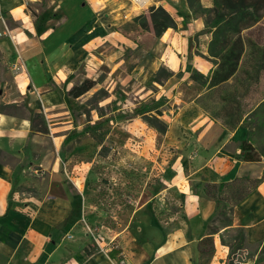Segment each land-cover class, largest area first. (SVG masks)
Masks as SVG:
<instances>
[{"label":"crops","instance_id":"crops-1","mask_svg":"<svg viewBox=\"0 0 264 264\" xmlns=\"http://www.w3.org/2000/svg\"><path fill=\"white\" fill-rule=\"evenodd\" d=\"M35 1L2 0L15 23L7 28L5 42L18 67L19 86L37 101L47 119L54 112L68 113L71 98L67 91L79 79L92 78L103 64H111L112 71L120 67L124 51H133L143 38L157 43L153 50L139 49L142 53L134 59L127 76L142 78L155 74L159 67L172 73L159 83L151 79L156 90H147L146 96L136 100H154V107L162 111L161 118L168 125L163 136L181 148L166 186L179 192L184 202L189 238L185 229L172 230L152 260L141 262L129 255L125 264H194L191 247L204 236L201 232L215 211L214 200L203 193L202 186H216L243 176L258 178L264 171V158L246 140L249 123L241 121L235 129L228 130L195 102L206 88L189 78L191 69L207 75L214 67L203 57L209 38L199 53L193 51L194 39L205 33L202 19L188 16L185 0H151V6H162L176 22L175 29L169 28L156 38L151 31L140 28L128 32L119 29L138 14L130 0H51L55 3L54 14H58L51 27L47 24L52 19L38 23L25 12V4ZM200 2L211 6V0ZM31 134L29 119L0 114L2 156L22 152L18 147ZM12 186L13 167L0 162V264H115V250L106 249L109 253H105L94 245L89 248L82 241L66 238L70 232L60 231L59 225L72 208V203L63 197L44 202L29 196L25 200L36 204L30 218L15 221L18 206L8 208ZM13 198L20 200L18 195ZM236 214L250 217L242 226L247 231L264 228V182L235 206ZM233 226L239 227L235 223ZM212 240L214 253L209 264H225L228 247L220 243L217 234Z\"/></svg>","mask_w":264,"mask_h":264},{"label":"rangeland","instance_id":"rangeland-1","mask_svg":"<svg viewBox=\"0 0 264 264\" xmlns=\"http://www.w3.org/2000/svg\"><path fill=\"white\" fill-rule=\"evenodd\" d=\"M130 2L138 14L148 13L151 6V0L141 8ZM3 5L0 0V109L2 114L30 120L32 113L40 111L43 114V110L37 108V101L19 86L18 67L5 42L9 36L7 28L15 23ZM54 8L55 3L51 0H36L26 3L24 10L38 23L52 19L47 26L53 27L58 16L54 14ZM135 28L133 25L119 27L123 32ZM250 37L264 47V24L254 28ZM207 38H210L209 34L202 33L194 39L195 53L202 50ZM156 47L154 40L143 38L133 51H124V62L120 67L112 71L111 64L101 65L91 78L100 82L79 99H69L67 114L54 112L48 119L43 114L47 133L29 135L18 147L22 152L15 156L0 155V162L13 167L11 189L20 190L8 199V208L18 206L15 221L30 218L31 208L36 207L33 200L25 198L35 196L40 201L50 202L63 197L72 203V208L59 225L60 231L63 234L70 232L73 236L66 235V238L82 241L89 248L94 245L105 253L115 250V264H125L129 255L141 262L152 260L172 230L185 229L186 238H189L184 202L179 192L166 186L174 173L173 165L181 148L176 141L159 135L133 114L139 105L136 99L146 96L147 90L150 93L156 90L151 83L155 74L129 78L127 73L131 71L134 59L142 53L140 48L153 50ZM100 88L107 92V97L88 102L92 93ZM263 94L264 70L260 71L246 97L248 108ZM183 160L184 157L179 161ZM248 178L254 180L257 177ZM17 195L18 202L13 198ZM231 216L232 223L244 229L248 244L247 249L237 251L233 256V263L264 264V259L258 256L262 245L264 249V228L247 231L242 226L250 217L235 215V207ZM215 217L214 211L201 234L207 231L206 225ZM109 241L112 242L109 244ZM99 242L102 246H98ZM196 246L191 247L194 264L198 256Z\"/></svg>","mask_w":264,"mask_h":264},{"label":"trees","instance_id":"trees-1","mask_svg":"<svg viewBox=\"0 0 264 264\" xmlns=\"http://www.w3.org/2000/svg\"><path fill=\"white\" fill-rule=\"evenodd\" d=\"M185 3L189 10L188 16L201 18L205 33L210 35L206 47L207 54L203 57L214 66L207 75L191 69L189 78L201 88H206V92L197 97L195 102L211 117L220 120L228 130L235 129L241 121L248 122L246 140L264 158V94L250 108L246 99L260 71L264 70V47L250 37L254 28L264 24V0H211L210 7L203 6L200 0H185ZM130 25L142 31H151L156 38L167 29L176 28L172 16L160 5L150 6L148 13L134 16L123 26ZM171 75L170 71L159 67L152 81L159 83L161 78L167 79ZM99 82L97 79L83 78L67 91V95L72 99L79 98ZM105 97L107 92L100 88L92 93L88 102L99 101ZM37 108L40 109L39 105ZM2 113L0 109V114ZM133 114L140 117L159 135H164L167 131V122L161 118L162 111L154 107V100L139 103ZM30 122L32 133L48 132L42 112L32 113ZM248 182L250 184L246 185ZM262 182L264 171L254 180L243 176L216 186H202L203 193L215 202L216 217L206 225L207 231L197 242L196 264H207L212 258L214 234L218 235L222 245L228 247L225 264H235L233 256L237 251L247 249L248 244L244 229L233 226L232 210ZM19 191L11 189L8 199L12 198L14 192ZM260 244L259 242L258 246ZM262 246L258 253L260 259H264Z\"/></svg>","mask_w":264,"mask_h":264},{"label":"built area","instance_id":"built-area-1","mask_svg":"<svg viewBox=\"0 0 264 264\" xmlns=\"http://www.w3.org/2000/svg\"><path fill=\"white\" fill-rule=\"evenodd\" d=\"M136 6H138L139 4L138 3H140V0H131ZM144 6V5H143ZM142 6V7H143ZM139 8H141L140 6H138ZM112 241H109V244L111 243ZM121 263H124V261H120Z\"/></svg>","mask_w":264,"mask_h":264},{"label":"bare ground","instance_id":"bare-ground-1","mask_svg":"<svg viewBox=\"0 0 264 264\" xmlns=\"http://www.w3.org/2000/svg\"><path fill=\"white\" fill-rule=\"evenodd\" d=\"M148 2V0H140V3H138V6H143L144 4H146Z\"/></svg>","mask_w":264,"mask_h":264}]
</instances>
